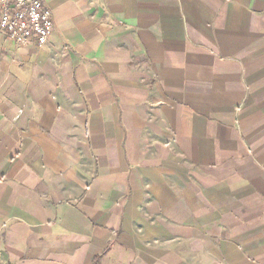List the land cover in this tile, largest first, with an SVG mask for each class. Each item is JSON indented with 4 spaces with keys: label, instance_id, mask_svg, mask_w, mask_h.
Segmentation results:
<instances>
[{
    "label": "crops",
    "instance_id": "0c3cea01",
    "mask_svg": "<svg viewBox=\"0 0 264 264\" xmlns=\"http://www.w3.org/2000/svg\"><path fill=\"white\" fill-rule=\"evenodd\" d=\"M0 34V264H264V0H47Z\"/></svg>",
    "mask_w": 264,
    "mask_h": 264
},
{
    "label": "built area",
    "instance_id": "2783aa9c",
    "mask_svg": "<svg viewBox=\"0 0 264 264\" xmlns=\"http://www.w3.org/2000/svg\"><path fill=\"white\" fill-rule=\"evenodd\" d=\"M55 30L47 0H0V34L16 48L48 45Z\"/></svg>",
    "mask_w": 264,
    "mask_h": 264
}]
</instances>
